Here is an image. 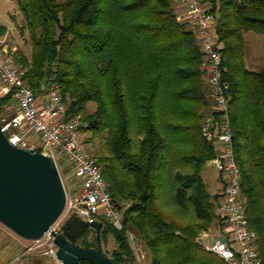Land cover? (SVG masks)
<instances>
[{
    "label": "trees",
    "instance_id": "trees-1",
    "mask_svg": "<svg viewBox=\"0 0 264 264\" xmlns=\"http://www.w3.org/2000/svg\"><path fill=\"white\" fill-rule=\"evenodd\" d=\"M13 1L31 41L29 57L12 53L26 69V85L57 84L66 118L79 115L88 134L84 146L97 140L90 153L122 207L121 230L97 219L100 245L108 236L115 244L102 252L133 264L130 231L149 264H226L198 241L211 227L223 233L225 221L217 212L219 193L211 194L202 178L215 154L200 132L210 106L202 53L172 0ZM201 2L222 45L241 201L264 264V64L247 66L244 39L248 30L264 35V0ZM9 100L10 94L0 96V115ZM58 230L72 244L96 247L95 230L74 213Z\"/></svg>",
    "mask_w": 264,
    "mask_h": 264
},
{
    "label": "built area",
    "instance_id": "built-area-1",
    "mask_svg": "<svg viewBox=\"0 0 264 264\" xmlns=\"http://www.w3.org/2000/svg\"><path fill=\"white\" fill-rule=\"evenodd\" d=\"M184 9L181 20L186 21L195 34L202 53L200 70L208 88L209 110L200 119V132L215 152L206 165L215 168L220 175L217 212L224 218L225 226L219 237L205 242L208 230L200 234L199 243L226 264H261L255 248V233L248 227L240 195V171L234 160L232 137L228 118L229 83L222 74V45L215 33V18L207 12L201 0H177ZM11 49L4 38L0 39V90L10 94L17 104L10 116L0 115V130L7 141L30 152L39 150L49 156L57 166V159H65L71 173L78 179L74 189L66 191L63 214H76L88 222L96 217L107 220L117 230L123 229L122 207L112 201L106 181L81 137L83 123L79 115L66 118L65 105L57 84L42 82L32 89L25 83L26 69L16 65ZM58 168V167H57ZM54 224L36 240L20 243L21 255L31 253L50 258L54 264H62L56 257V245L52 241ZM133 246V264H149L146 252L127 231Z\"/></svg>",
    "mask_w": 264,
    "mask_h": 264
},
{
    "label": "water",
    "instance_id": "water-1",
    "mask_svg": "<svg viewBox=\"0 0 264 264\" xmlns=\"http://www.w3.org/2000/svg\"><path fill=\"white\" fill-rule=\"evenodd\" d=\"M65 188L54 161L39 150L34 152L11 145L0 130V223L24 240H36L61 216ZM96 232L95 248H84L67 241L52 230L56 257L62 264H118L100 246L101 222H87Z\"/></svg>",
    "mask_w": 264,
    "mask_h": 264
},
{
    "label": "rangeland",
    "instance_id": "rangeland-1",
    "mask_svg": "<svg viewBox=\"0 0 264 264\" xmlns=\"http://www.w3.org/2000/svg\"><path fill=\"white\" fill-rule=\"evenodd\" d=\"M0 25L3 27V33L0 34V39L4 38L5 44L8 47L14 48L11 49L13 50L12 52H15L14 50H20L27 57H29L31 50V41L29 38L28 30L25 28L24 18L15 1L0 0ZM244 39L247 51V66L254 69L261 67L264 64V35L248 30L244 32ZM2 95L3 94L0 90V96ZM14 101V99L8 101L2 112L3 114L6 111L12 112L14 110ZM92 107V105H89V110H91ZM10 115L11 113L7 117H10ZM3 116H6V113ZM87 135L88 134L85 132L81 133L82 138L86 137ZM96 147L97 140L95 139L93 143L88 144L86 148L91 152ZM57 167L63 186L66 191L69 192L70 187L75 186L78 183V179L72 173H70V175L68 174V172H70L71 170L69 163L65 159L59 157L57 159ZM202 178L206 184L208 191L213 194L216 191L218 181H220V176L217 170L205 164V168L202 172ZM65 217L66 215L62 213L54 223V227L56 228L64 220ZM96 218L99 219L100 217ZM207 233L208 235L205 239V242H210L212 238L221 236L222 230L218 228L213 230L212 228H210ZM23 243L29 244L30 242L24 241ZM114 245L115 244L113 242V239L111 238V236H108L106 243L101 244L100 246L101 249L109 252V250ZM140 247L143 248L141 245Z\"/></svg>",
    "mask_w": 264,
    "mask_h": 264
},
{
    "label": "crops",
    "instance_id": "crops-1",
    "mask_svg": "<svg viewBox=\"0 0 264 264\" xmlns=\"http://www.w3.org/2000/svg\"><path fill=\"white\" fill-rule=\"evenodd\" d=\"M172 6L178 16V18L183 17L184 9L178 4L177 0H172ZM12 100V99H11ZM17 110V104L14 101V110L12 112H4L6 116L10 113L12 116ZM71 171L68 172L70 175ZM220 182L218 181L216 187V193L219 192ZM74 186L70 187L72 191ZM213 230L217 229L215 227H211ZM20 237L15 235L5 226L0 223V264H54L53 261L45 256L34 255V254H22L20 250V243L23 242Z\"/></svg>",
    "mask_w": 264,
    "mask_h": 264
},
{
    "label": "bare ground",
    "instance_id": "bare-ground-1",
    "mask_svg": "<svg viewBox=\"0 0 264 264\" xmlns=\"http://www.w3.org/2000/svg\"><path fill=\"white\" fill-rule=\"evenodd\" d=\"M59 231V230H58Z\"/></svg>",
    "mask_w": 264,
    "mask_h": 264
}]
</instances>
